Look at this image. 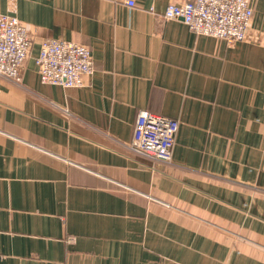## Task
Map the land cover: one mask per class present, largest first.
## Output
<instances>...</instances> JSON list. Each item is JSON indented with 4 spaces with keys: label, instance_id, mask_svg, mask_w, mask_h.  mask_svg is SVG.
<instances>
[{
    "label": "crops",
    "instance_id": "1",
    "mask_svg": "<svg viewBox=\"0 0 264 264\" xmlns=\"http://www.w3.org/2000/svg\"><path fill=\"white\" fill-rule=\"evenodd\" d=\"M183 0H0L32 32L0 75V264H264V0L229 44L164 19ZM91 48L81 87L40 80L45 38ZM141 111L172 159L132 153Z\"/></svg>",
    "mask_w": 264,
    "mask_h": 264
},
{
    "label": "built area",
    "instance_id": "2",
    "mask_svg": "<svg viewBox=\"0 0 264 264\" xmlns=\"http://www.w3.org/2000/svg\"><path fill=\"white\" fill-rule=\"evenodd\" d=\"M134 7L137 0H125ZM252 0H183L169 3L164 19L181 18L191 31L224 39L229 44L251 35ZM33 47L32 32L17 17L0 12V75L19 80ZM40 80L63 87H81L94 72L91 48L76 41L48 37L36 56ZM179 122L150 111H141L128 143L136 155L170 160Z\"/></svg>",
    "mask_w": 264,
    "mask_h": 264
},
{
    "label": "rangeland",
    "instance_id": "3",
    "mask_svg": "<svg viewBox=\"0 0 264 264\" xmlns=\"http://www.w3.org/2000/svg\"><path fill=\"white\" fill-rule=\"evenodd\" d=\"M179 19H181V18H179ZM189 27V26H188ZM190 29V28H189ZM191 30V29H190ZM175 144V143H174ZM174 146V145H173ZM173 149V148H172ZM155 159H159V158H155ZM172 159V158H171ZM170 159V160H171ZM161 160H164V159H161ZM170 160H165V161H170Z\"/></svg>",
    "mask_w": 264,
    "mask_h": 264
}]
</instances>
